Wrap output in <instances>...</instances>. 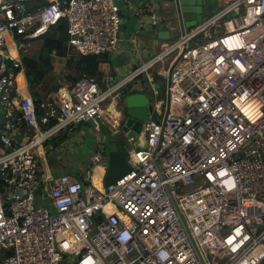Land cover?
<instances>
[{
	"label": "built area",
	"instance_id": "built-area-1",
	"mask_svg": "<svg viewBox=\"0 0 264 264\" xmlns=\"http://www.w3.org/2000/svg\"><path fill=\"white\" fill-rule=\"evenodd\" d=\"M30 1L0 0V251H10L0 264H202L171 193L205 264H259L264 0H214L216 13L116 81L105 60L120 50L116 0H45L29 9ZM135 13L141 23L159 21L150 5ZM226 17L231 30L209 31ZM61 18L66 47L101 57L102 77L83 74L37 101L20 54ZM169 56V112L149 119L146 147L128 150L131 170L105 185L107 151L98 142L86 169L53 174L52 139L80 121L118 123L121 89Z\"/></svg>",
	"mask_w": 264,
	"mask_h": 264
},
{
	"label": "water",
	"instance_id": "water-1",
	"mask_svg": "<svg viewBox=\"0 0 264 264\" xmlns=\"http://www.w3.org/2000/svg\"><path fill=\"white\" fill-rule=\"evenodd\" d=\"M167 1L168 6L172 7L176 12V18H174L175 28L179 27L181 33L184 32L185 27L195 26L203 20V0ZM156 26L160 28V25H153V27ZM172 68L173 65L168 70L167 76H165L162 82L163 86H166L165 100L160 98L162 94H159L157 85L153 86L148 83L147 85L144 84L143 86L136 87L134 84L129 83L126 85L125 91L122 92L120 100L117 103L118 123L110 126L103 119L97 118V125L93 119H89L78 122L72 128L71 131H75L81 127H93L92 129L95 132L102 134V136H98V141L105 146L107 151V167L103 179L105 185L116 181L131 170L128 161L127 143L133 142L134 149L146 147V125L149 119L159 120L157 104L160 101L159 105L162 106L163 104L165 106L163 120L166 119L170 107V72ZM141 89H150L151 95L147 92L140 91ZM171 197L180 219L194 244L201 263L205 264L203 255L193 239L185 218L172 193Z\"/></svg>",
	"mask_w": 264,
	"mask_h": 264
},
{
	"label": "crops",
	"instance_id": "crops-1",
	"mask_svg": "<svg viewBox=\"0 0 264 264\" xmlns=\"http://www.w3.org/2000/svg\"><path fill=\"white\" fill-rule=\"evenodd\" d=\"M145 1H148V0H116L117 4L120 7V14H121L120 40H124L125 42L127 41L128 43L131 38H134L135 39L134 43H137L139 45V48L135 52V55H133L131 54L132 52L126 48L125 45L124 46L122 45V47L120 46V50H119V52L120 51L121 52L120 53L118 52L119 54L118 53L115 54L117 55L116 57L115 55L105 57V60L109 65L110 74H112L113 72L120 71V67L119 66L114 67V65L112 64V61L114 60V58H118V56H120L121 53L124 54L126 52V56L123 58H120L119 65H122L124 68L130 67V69L121 76L122 78L128 75L135 67L140 66L142 63L147 61V59L151 58L156 53L155 49L157 48L161 49L163 44L172 43L170 41L177 35L178 31L180 30L179 27L175 28L174 18H176V12L172 7L168 6L167 0H160L157 5L158 6L157 11H155L159 17V21L157 25H160V28H158L157 26L153 27V24L149 22L147 17H145L143 20V23H141L139 20V17L135 13V10L137 7L143 8L145 6L144 5ZM148 28H149L151 37L146 39L147 40L146 43L143 44L142 40H145L144 38L146 37V35L143 34L144 35L143 36L142 34L140 35V33H144ZM132 34L133 36H131ZM180 35L176 39H174V41L177 40L180 37ZM69 53H71L74 56L73 59H75L76 55L72 53L71 49L66 47V54H69ZM52 57H54V55H52ZM56 57L62 58L57 55ZM56 57H55V60H56ZM173 64H174V57L169 56L163 62L160 63V68L156 70V73L150 70L152 68L151 67L150 69L140 73L134 79L132 84H134V86L136 87L140 85L143 86L144 84L147 85L148 83L152 84L153 86L157 85V88H158L157 90L159 94H162L160 98L165 100L166 86L165 85L162 86L161 81L163 82V79L165 78L163 74L166 72V70H169ZM66 66L70 68L69 63H66ZM55 70L56 68H55V63L53 59L54 74H55ZM100 74L102 77V73ZM68 78L69 77L67 76V79ZM66 83L72 84L71 81H68V82L66 81ZM124 88L121 89V94ZM140 91L147 92L151 95L150 89H141ZM160 102H158L157 104V112H158L159 118H163V112H164L165 106L163 104L162 106H160L159 105ZM110 106L113 107L112 104ZM160 113L162 114L160 115ZM103 114H105V117H108L110 119L113 118L112 115L106 110V108ZM113 115L116 116V114H113ZM102 118H104V116ZM97 147L98 145L94 146L92 151H94ZM65 155L67 157H70L69 153L65 152V153H62L61 159H64ZM61 165L64 168L63 172H67V170L68 171L70 170L71 172H77L81 169L87 168V163H84L82 160H76V161L68 160L66 164H64V161L62 160Z\"/></svg>",
	"mask_w": 264,
	"mask_h": 264
},
{
	"label": "rangeland",
	"instance_id": "rangeland-1",
	"mask_svg": "<svg viewBox=\"0 0 264 264\" xmlns=\"http://www.w3.org/2000/svg\"><path fill=\"white\" fill-rule=\"evenodd\" d=\"M160 0H148L144 2V7L150 5V9L157 11V5L158 2ZM219 7V3L217 1L214 0H203V20L207 19L208 17H210L211 15H213L214 13L217 12V9ZM218 25H214L211 27V29L209 30L211 33L213 34H222L228 30H231L233 28V22L231 18H224L218 21ZM187 29H190V27H188ZM146 35V37L144 38L145 40H142L143 44L146 43V39L151 37L149 28L144 32V33H140V35ZM181 34L180 30L178 31L177 35L170 41L173 42L174 39H176L179 35ZM143 35V36H144ZM133 36V34L131 35ZM139 42V41H138ZM122 45L126 46L127 49H129L133 54L135 55V52L137 51V49L139 48V45L137 43L132 42V40L130 39V41L127 43V41L125 42L124 40H120V46L122 47ZM41 46H42V39L41 38H35L31 40V43L29 45V47H27V50L23 51L24 54H27L31 57H37L41 51ZM160 48L155 49V52L157 53V51H159ZM121 52V51H120ZM119 52V53H120ZM72 53L77 55L78 53L74 50H72ZM118 53V54H119ZM117 55H115L116 57ZM126 56V52L124 54H120V56H118V58H114V60L112 61V64L115 66H119L120 67V71L117 72H113L112 74L114 75L115 81L120 79L121 76L130 69V67H126L124 68L122 65H119V60L120 58H123ZM55 57H53L54 59V63H55V74L53 72L52 75H54L52 77L51 80L48 81V84H45L44 88L48 89L49 87H46V85H51L53 83H64V82H68L70 80L67 79V75H76L75 70L72 69V67L70 66V68H68L66 66V63H69V59H73V55L71 53L66 54L64 56V58H57L55 60ZM150 59V58H149ZM148 60V59H147ZM160 63H156L150 70L152 72L156 73V70L158 68H160ZM65 78V79H64ZM162 83V81H161ZM163 86V84H162ZM108 101L105 102V105L107 104ZM111 105V104H110ZM108 106V109L112 111L113 114H116V111L114 110L113 107ZM107 110V111H109ZM162 113H160L161 115ZM105 122L108 123L107 120H105ZM108 125L111 126L110 123H108ZM91 128H86V127H81L79 129H76L75 131H71L72 128H68L64 131V133H66V137L63 136L60 139L57 140V145L58 147V152L56 155L60 154L61 151H65L67 153H69L70 157H67L65 155L64 159H62L64 161V164L67 163L68 160H72V161H76V160H82L84 163H89V158L91 153L93 152L92 149L94 148V146H96L98 144V136H102V134L95 132L94 129ZM97 135V136H96ZM71 141V143H69L68 141ZM68 142V145L66 146L65 150H62V144ZM96 144V145H95ZM99 145V144H98ZM134 148L133 142H128L127 143V149L130 150ZM92 151V152H91ZM62 155V154H61ZM61 157V156H60ZM60 159V158H59ZM62 164V163H61ZM59 163H54V171H55V175H58L60 172H63V167L62 165ZM67 173L70 174H74L73 172H71L70 170H67ZM54 174V173H53ZM95 177L98 179V175H95ZM190 188H186V187H180L178 188L179 192H185L187 190H189ZM259 264H264V259L259 263Z\"/></svg>",
	"mask_w": 264,
	"mask_h": 264
},
{
	"label": "trees",
	"instance_id": "trees-1",
	"mask_svg": "<svg viewBox=\"0 0 264 264\" xmlns=\"http://www.w3.org/2000/svg\"><path fill=\"white\" fill-rule=\"evenodd\" d=\"M45 0H31L29 9H33L40 2ZM36 38L42 39L41 51L37 57H31L23 52L21 55V60L25 68V77L28 84L29 91L33 98L40 101L42 98L49 97L56 98L62 92V85L60 83H53L48 89H45V84L52 79L53 74V57L52 52L55 51L56 55L63 57L66 55V42L68 39L67 33V22L66 19L61 18L54 25H52L47 31L40 34ZM101 57L95 55H76L75 59H69V66L75 70L76 75H67L71 83L73 84L78 77L81 75H86L88 77L100 80L101 74L98 70L99 61ZM125 88L123 89V92ZM65 136L66 133L61 132L56 139H52L53 144L57 145V140ZM57 153L47 154L48 165L54 171V163H62L61 155H56ZM60 158V159H59ZM64 171V170H63ZM62 173V172H60ZM59 173V174H60ZM75 173V172H73ZM0 253L10 254V251L1 250Z\"/></svg>",
	"mask_w": 264,
	"mask_h": 264
},
{
	"label": "bare ground",
	"instance_id": "bare-ground-1",
	"mask_svg": "<svg viewBox=\"0 0 264 264\" xmlns=\"http://www.w3.org/2000/svg\"><path fill=\"white\" fill-rule=\"evenodd\" d=\"M94 182L97 183V178L95 177V175H94Z\"/></svg>",
	"mask_w": 264,
	"mask_h": 264
}]
</instances>
